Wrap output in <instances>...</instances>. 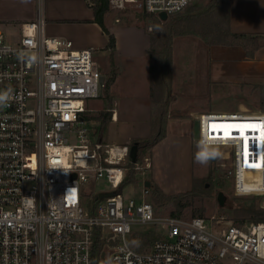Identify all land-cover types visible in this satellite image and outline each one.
Here are the masks:
<instances>
[{
    "label": "built area",
    "instance_id": "1",
    "mask_svg": "<svg viewBox=\"0 0 264 264\" xmlns=\"http://www.w3.org/2000/svg\"><path fill=\"white\" fill-rule=\"evenodd\" d=\"M32 1L34 18L21 23L19 39L0 31V264H92L97 232L115 242L107 256L111 264H264V221L244 227L216 217H157L147 189L141 198L117 191L129 164L135 170L141 165L132 162L131 144L92 138L88 101L100 98L105 87L97 48H70L48 35L46 0ZM194 1L109 5L169 16ZM198 118L199 143L231 149L227 176L235 192L264 193V110L205 111ZM253 123L258 133L246 132L255 137L248 139L245 155L244 140L229 124ZM100 179L117 193L100 200L92 213L85 195ZM159 224L166 231L149 249L132 245L137 226Z\"/></svg>",
    "mask_w": 264,
    "mask_h": 264
},
{
    "label": "rangeland",
    "instance_id": "2",
    "mask_svg": "<svg viewBox=\"0 0 264 264\" xmlns=\"http://www.w3.org/2000/svg\"><path fill=\"white\" fill-rule=\"evenodd\" d=\"M213 2L195 0L182 13L169 16L166 20L146 14L147 11L139 6L127 5L125 9L117 11L109 5L104 22L109 33L121 42L120 54L119 51L116 54V47H109V35L97 21L96 10L99 5L95 0H46V31L48 35L60 37L64 45L70 48L96 47L105 85L113 73L117 75L118 64L121 66L120 78L112 88L113 93L104 87L101 98L88 101L90 112L87 119L93 139L101 136L100 126L104 114L95 111L103 106L102 99L107 103L105 109L112 108L114 97L119 101L120 120L113 124L112 133L120 144L125 142L123 138L133 134H141L145 138L126 144L132 145L137 140L157 136L162 127L160 113L166 108V131L160 141L165 140L156 148L155 145L143 149L138 158L141 169L133 168L136 179L123 189L126 198H141L147 189L146 197L153 203L157 217L198 215L248 227L258 221L256 215L247 210L251 207L264 209V193L235 192L233 181L227 176L232 164L228 146H208L218 150L219 156L206 165L195 161L200 144V114L197 111L259 113L264 110V83L257 80L261 78L258 75H262V64L259 61L245 63L237 57L240 53L241 56L244 53L252 54L264 45V38H233L226 34L225 41L230 42L226 47H231L229 50L223 48L225 46L218 48L222 45L205 42L203 34L208 35V38L211 35L218 37L215 31L221 33L227 29L228 1L224 0L210 10L209 16L182 18V14L207 12ZM35 11L32 0H0V31L19 39L21 23L32 20ZM168 21L173 22L167 46ZM144 39H148L150 44L149 56L143 51ZM126 42L129 46L125 45ZM212 45L217 46L214 49L220 55L212 50ZM151 51L153 56L150 55ZM258 53L259 56L264 55V49ZM164 82L170 88L169 93ZM149 87L150 106L146 102L143 104L144 100L149 99L147 93L145 97L142 96L143 90ZM128 100L135 101V110L126 118L123 105ZM70 143H74V140ZM145 158H148L149 163ZM146 181H150L149 186L145 185ZM112 189L105 179L92 184L91 192L85 198L87 209L92 194ZM220 192L223 194L222 203L218 199ZM148 227L137 226L130 236L135 248H150L152 241L138 245L143 233L152 231L156 238H161L166 231L162 224L155 228ZM114 244L113 241L101 239L100 259L104 251L107 256L112 253Z\"/></svg>",
    "mask_w": 264,
    "mask_h": 264
},
{
    "label": "crops",
    "instance_id": "3",
    "mask_svg": "<svg viewBox=\"0 0 264 264\" xmlns=\"http://www.w3.org/2000/svg\"><path fill=\"white\" fill-rule=\"evenodd\" d=\"M226 9L228 11L227 12L228 13V18H227L228 27L232 33L264 34V0H228V7ZM148 38H149V36H148ZM125 45L129 46L127 42ZM216 45H222L218 48H222L223 46H225L223 48H227V50L231 49V47L230 48L226 47L227 45L223 44V43H216ZM120 46H121V42L116 37V48H115L116 54H118L117 53L118 51L120 54V50H119ZM204 46L206 47L205 43H204ZM144 47H145L143 50V51H145L144 53L149 56L150 44H149L148 39H144ZM214 47H217V46L212 45V48H213L212 50H216V49H214ZM80 48H85V46L80 47ZM263 49H264V45L257 48V50H255L250 55L244 53L243 56H241L242 53H240L239 55L237 54V57L244 60L245 63H254L256 61H259V63L262 64V67H261V74L262 75H258L261 78H259L257 80L262 81L264 83V55L259 56V53H258V52L263 51ZM241 50H243V49H241ZM215 52H217V55H220L217 50ZM244 57H245V59H244ZM120 67L121 66L118 64V73L115 77V81L109 87V93H113L112 88H113V86L116 85V83L118 82V80L120 78ZM149 86H151V83ZM142 93H144L142 95L143 97H145V93H147V95L149 97V99L144 100L143 104H145V102H146L148 104V106H150V103H151V89H150V87L147 88L146 90L144 89ZM102 100H103V102H102L103 106L98 111H95V113H98L99 111H100V113L107 111V110L111 111V117H110V120L108 122L106 133L103 136V140L107 141V142H111V143L120 144L119 142H117V140H115L113 138V133H112L113 124L118 123L120 120L121 112H120L119 107H118L119 101L117 100L116 97H114L112 99V103H113L112 108L105 109L107 106V103H106V100H104V99H102ZM113 100H114V102H113ZM134 106H135L134 100H130V101L128 100L124 103V105H123L124 117L127 118L126 115L134 112V110H135ZM88 112H90V110H88ZM88 112H87V114H88ZM197 113L199 115L201 112L198 110ZM87 114L85 115L86 119H87ZM150 119L151 118H149V122H150ZM88 122H90V121L88 120ZM215 127H216V124H215ZM246 130H248V131H246ZM236 132L240 133L243 136L242 139L244 140V145H245V142H247V144H248L249 138L252 139V136L251 137L247 136L246 132L250 133L251 135H253L254 132L258 133V131L252 132V127L250 125L248 127H243L241 129H238ZM99 138H101V137H99ZM142 138H145V137H143L141 134H133L131 136H128L127 138H123V140L125 142H128V141H134L136 139H142ZM164 140H165V138L162 139V141L155 144L156 146L154 145L155 146L154 148L159 146ZM125 142L121 143V144H126ZM91 191H93V189H91ZM91 191H89L88 193H90ZM97 194H99V193H97Z\"/></svg>",
    "mask_w": 264,
    "mask_h": 264
},
{
    "label": "trees",
    "instance_id": "4",
    "mask_svg": "<svg viewBox=\"0 0 264 264\" xmlns=\"http://www.w3.org/2000/svg\"><path fill=\"white\" fill-rule=\"evenodd\" d=\"M97 2V4L99 5L97 10H96V16H97V21L99 22V24L102 26V29L105 33H107L109 35V47L110 48H115L116 47V37L114 35H112L111 33H109L108 29H107V26L104 22V14L108 11L109 9V0H95ZM224 0H214L213 4L207 9L208 11L207 12H199L197 14H194V15H183L182 14V18L184 16H189L191 18H201L203 16H209V11L214 9L216 6H218L221 2H223ZM228 1V0H227ZM178 13H182L181 12H178ZM146 14L148 15H155V13H150V12H146ZM177 14V13H175ZM175 14H172V15H175ZM172 15H169V16H172ZM173 21L175 20V18L172 19ZM169 23L168 21V35L166 36V41H165V44L168 46L169 45V41H170V38H171V29H172V22ZM223 32V33H222ZM221 33L218 31H215L216 34H219L217 35L218 37H214V36H210V38H208V35H204L202 36L203 40L204 41H210L214 44L216 43H223V44H230L229 41H225V38H227V36H231L233 38H245V37H254L255 40L259 39L260 37H263L264 38V34H243V33H232L229 29V27H227V29H225V31H222ZM197 34V33H196ZM227 34V36H226ZM199 35V34H198ZM200 36V35H199ZM152 54L153 56V52L151 51L150 55ZM116 66V64H114V67ZM152 64H151V68H152ZM162 71V70H160ZM115 73H113L112 77H110L108 83L105 85V88L106 89H109V86L115 81ZM167 82H164V86H166V91L167 93H169L170 91V88H168L167 86ZM165 104V103H164ZM166 108H164V111L160 113V116L162 117V127H161V131H159L157 134V136L155 137H152V138H149V139H145V140H137L136 142L138 143V147H139V151H138V158L140 157L141 155V152L143 151V149L145 148H149V147H153L155 144H157L160 139L163 137V135L165 134V131H166V119H165V110ZM104 115H103V120L101 122V126H100V133H101V139L103 140V136L105 135L106 133V130H107V126H108V122L110 120V117H111V111L108 110V111H104L102 112ZM129 171L127 172V175L125 176V179L123 181V183L121 184V186L118 188V192H122L124 187L132 182L133 180H135V176H134V165L133 163H130L129 164ZM89 193H87L85 195V197L88 196ZM91 195V194H90ZM94 194L91 195V198H90V201L89 202V206H88V209L90 212L94 213L96 211V207H97V204L98 202L100 201V199L98 198V194L95 193V195L93 196ZM249 213H253L256 215V220L259 221V220H264V209H256L254 207H251L247 210ZM152 232V231H151ZM150 231H148L147 233H143L141 240L139 241V244L138 245H142V244H145V243H149V242H153L156 237L153 233H151ZM101 242V239H100V236L98 234V232L96 233V236H95V239H94V244H93V249H92V252H93V263L92 264H100L102 258L100 259L101 257V251L99 249V244ZM152 242H151V245H152ZM150 245V246H151ZM102 263V262H101Z\"/></svg>",
    "mask_w": 264,
    "mask_h": 264
},
{
    "label": "water",
    "instance_id": "5",
    "mask_svg": "<svg viewBox=\"0 0 264 264\" xmlns=\"http://www.w3.org/2000/svg\"><path fill=\"white\" fill-rule=\"evenodd\" d=\"M158 17L161 20H166V19H168L169 16H168V14L165 11H161V12L158 13ZM138 151H139L138 143L135 142V143H133L131 145V148H130V156H131L132 162H136L138 160ZM145 185L149 186L150 185V181H146ZM116 193H117L116 191H103V192H100L98 194V198L100 200H102V199H104L106 197L114 196ZM222 196H223V194H222V192H220L219 195H218V199H219V201L221 203H222V200H223ZM102 262H103V264H111V262L108 259L105 251L102 253Z\"/></svg>",
    "mask_w": 264,
    "mask_h": 264
},
{
    "label": "clouds",
    "instance_id": "6",
    "mask_svg": "<svg viewBox=\"0 0 264 264\" xmlns=\"http://www.w3.org/2000/svg\"><path fill=\"white\" fill-rule=\"evenodd\" d=\"M219 154L220 153L218 150L208 147L207 144L202 141L200 144H198V151L195 154V161L202 165H206L211 159L219 156Z\"/></svg>",
    "mask_w": 264,
    "mask_h": 264
},
{
    "label": "bare ground",
    "instance_id": "7",
    "mask_svg": "<svg viewBox=\"0 0 264 264\" xmlns=\"http://www.w3.org/2000/svg\"><path fill=\"white\" fill-rule=\"evenodd\" d=\"M225 113H227V112H225ZM229 125H230L229 128L230 129H234V130L241 129V128L245 127V125H247L246 127H248L250 125L252 127V132H254L253 130L256 129V128L253 127V125H256L254 123L253 124H244V125H237V124H229ZM217 127H218V125H216L215 128H217ZM238 136L241 137V138H243V136L241 134H239ZM238 136H236V137H238ZM252 137H255V136H252ZM259 138H260V136H258L257 138H255V140L257 142V148L259 149V152L261 153V150H260L261 143L259 142ZM250 140H253V139L250 138Z\"/></svg>",
    "mask_w": 264,
    "mask_h": 264
},
{
    "label": "snow or ice",
    "instance_id": "8",
    "mask_svg": "<svg viewBox=\"0 0 264 264\" xmlns=\"http://www.w3.org/2000/svg\"><path fill=\"white\" fill-rule=\"evenodd\" d=\"M246 126L247 125H245V127ZM253 127H255V125H253ZM262 138H264V134H262ZM244 148H245V155H247V150H248V144H247V142H245ZM256 166H259V165H253V167H256Z\"/></svg>",
    "mask_w": 264,
    "mask_h": 264
}]
</instances>
